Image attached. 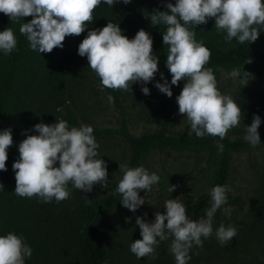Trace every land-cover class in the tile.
Segmentation results:
<instances>
[{"label":"clouds","instance_id":"clouds-1","mask_svg":"<svg viewBox=\"0 0 264 264\" xmlns=\"http://www.w3.org/2000/svg\"><path fill=\"white\" fill-rule=\"evenodd\" d=\"M102 0H0V13L13 23H20L19 32L26 37L30 48L39 53H51L55 48H63L67 36H79L88 28L86 24L94 20V10ZM112 7L115 3L128 4L131 0H103ZM25 17L32 19L25 23ZM152 26H166L163 43L168 46L166 67L171 74V84L164 79L155 87L169 98L172 85L184 82L176 97L179 114L185 116L191 132L198 138L206 135L223 140L228 131L240 124L241 108L231 95L223 94L210 62L211 51L203 41L195 38L197 25L215 20L218 32H224L225 42L234 38L240 43L255 42L264 27V0H176L168 2L166 10L154 9L148 16ZM17 47V38L12 28L0 31V52L10 55ZM153 40L148 32L140 29L134 38L122 33L119 25L109 21L101 29L87 31L86 37L78 46V54L86 57L89 67L100 79L102 88L127 91L136 82L147 84L158 72V57L152 54ZM245 63H251L247 59ZM231 78H240L247 84L250 74L234 68ZM145 95L148 87H142ZM114 103V98L109 97ZM261 117L253 114L252 123L245 127L244 139L255 147L260 144L258 128ZM22 132L26 138L18 145L19 158L13 163L16 187L14 193L22 198L36 197L43 203H57L70 197L69 183L83 192H91L94 184L108 179L107 164L100 159L99 144L90 125L72 126L66 120L55 123L44 122L34 125L38 134ZM13 144L12 129L0 131V171H7V149ZM220 152L224 145L217 143ZM57 163L59 166L57 167ZM123 174L115 192L122 197L121 204L135 212L145 203L139 195L151 191L160 177L149 173L143 166L129 167L119 164ZM169 187V192L176 189ZM4 185L0 183V191ZM231 188L216 185L209 191L210 207L205 216L192 220L187 215L185 203L177 199L164 202V213L156 212L155 220L148 223L143 217L136 218L142 239L130 245V251L137 259L155 258V249L161 241L172 237L169 246L175 264H188L193 246L202 248L204 240L213 235V220L218 209L228 201ZM224 213L231 215V208ZM146 215V214H145ZM166 222V223H165ZM237 235L236 227L221 223L215 230V237L225 246ZM203 238V239H202ZM32 248L22 235L8 232L0 235V264H25L31 258Z\"/></svg>","mask_w":264,"mask_h":264},{"label":"trees","instance_id":"trees-1","mask_svg":"<svg viewBox=\"0 0 264 264\" xmlns=\"http://www.w3.org/2000/svg\"><path fill=\"white\" fill-rule=\"evenodd\" d=\"M175 4L176 0H131L130 3H115L112 7L106 3L94 10L92 23L86 24L85 32L101 29L109 21L120 26L122 33L129 39L135 37L140 29L149 33L153 40L152 54L158 57V72L155 75L171 77L166 67L168 46L163 43V32L166 26H152L148 16L154 9L166 10V4ZM32 17H25L27 23ZM20 23H13L10 18L0 13V31L10 27L17 38V47L10 55L0 52V131L11 128L13 144L7 149V171H0V183L4 190L0 191V235L14 232L22 235L32 248L31 258H26L25 264H109L108 226L110 215L114 211H126L121 204L122 197L115 192L122 173L119 164L129 167L142 166L146 157L154 151H169L174 153L192 152L203 157L206 176L203 191L195 199L186 204L188 216H198L206 212L210 205L209 191L216 185H227L230 171L231 153L248 149L251 145L243 137L233 139L226 136L206 135L198 138L191 129L185 127L181 132L168 128L166 123L150 131L131 134L128 131L127 120L122 110L119 94L116 90L106 88L110 97L114 98V108L119 115L117 129L93 127L96 141L119 140L124 148L123 154L115 166V177L104 181L99 197L85 201L78 199L63 210H57V205L43 203L36 197L31 199L17 196L15 173L12 165L19 158L18 145L26 137L22 132L38 134L34 125L44 121V114L56 111L58 119L66 120L69 127H79L80 121L73 109L63 99L60 81L65 79V72H70L77 66V60L69 53L68 47L55 48L51 53H39L30 48L26 37L19 32ZM197 41H203L210 49L211 58L206 67L213 69L216 79L219 71H232L240 67L252 74L254 79L264 75V27L255 42L240 44L235 38L225 42L226 33L218 32L215 20L209 19L206 24L197 25L195 29ZM247 59L251 63H245ZM180 83H184L181 81ZM56 102L52 105L49 102ZM37 102V105H34ZM48 124H52L47 120ZM260 142L264 143V130L259 132ZM224 145L223 151L217 148V143ZM57 167L59 164L57 163ZM240 195L228 193L227 204L222 207L242 208ZM58 221L71 229L76 237L75 253L68 259H58L51 252V241L46 224Z\"/></svg>","mask_w":264,"mask_h":264},{"label":"rangeland","instance_id":"rangeland-1","mask_svg":"<svg viewBox=\"0 0 264 264\" xmlns=\"http://www.w3.org/2000/svg\"><path fill=\"white\" fill-rule=\"evenodd\" d=\"M85 37L84 33L67 36L63 42L77 60V66L65 72L66 78L60 81L63 99L73 109L81 125L117 129L119 115L113 103L109 102V93L106 88H102L87 58L78 54V46ZM236 69L243 70L240 67ZM230 72L219 71L218 87L223 94L231 95L241 108L242 115L240 124L230 129L226 136L231 139L245 136V127L251 125L253 114L261 117L258 132L264 130V75L256 80L248 72L250 76L246 78L248 83L245 85L240 82V78H231L228 75ZM163 77L171 84V77ZM157 82L163 83L161 75H155L147 84H129L127 91L116 90L131 134L150 131L162 123L175 132H181L185 127L191 129L185 116L179 114L176 102L184 83L172 85L173 95L169 98L155 87ZM142 87H148L150 94H143ZM49 103L56 105V102ZM57 112L62 113V107L45 113L43 122L47 123L49 119L55 123L59 120ZM96 142L99 144V158L107 164L108 178H114L115 166L124 150L122 143L119 140ZM142 166L149 173H156L160 177L159 182L152 186L151 191L139 192L145 203L135 212L127 209L111 213L108 226L109 264H175L174 256L169 251L172 237L158 244L155 258L137 259L131 253V243L142 239L136 218L143 217L148 223L154 222L156 212L166 211L164 202L169 198H178L185 205L191 203L203 191L208 174L203 157L186 151H154L146 157ZM171 185L177 186L172 193L169 192ZM228 186L233 194L240 195L242 208L230 207V216L225 215V207L217 210L213 220V235L204 240L202 248L193 246L188 264H264V143L231 153ZM68 187L71 189L68 199L60 203L53 200L57 210L72 206L78 199L88 201L99 197L104 182L94 184L91 192L80 191L71 183ZM205 214L189 217L198 220ZM221 223L237 229V235L225 246H221L215 237V230ZM46 228L49 231L48 238L53 243L49 248L51 254L64 260L75 253L76 237L71 229L58 221L47 223Z\"/></svg>","mask_w":264,"mask_h":264}]
</instances>
